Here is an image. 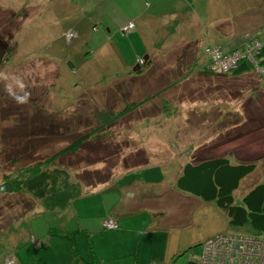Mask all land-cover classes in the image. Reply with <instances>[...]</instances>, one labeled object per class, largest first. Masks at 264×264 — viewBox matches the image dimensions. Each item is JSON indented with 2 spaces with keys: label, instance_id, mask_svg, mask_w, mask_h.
Wrapping results in <instances>:
<instances>
[{
  "label": "rangeland",
  "instance_id": "1",
  "mask_svg": "<svg viewBox=\"0 0 264 264\" xmlns=\"http://www.w3.org/2000/svg\"><path fill=\"white\" fill-rule=\"evenodd\" d=\"M261 1L264 4V0ZM69 4L68 0H0V36L8 42L6 59L0 63V184L5 175L60 153L83 135L86 137L79 144L78 151H66L55 162L65 170L79 166L71 171L73 180L86 174L89 181H95L92 178L94 173L106 168L102 160L118 163L115 168L107 164L110 167V170H104L107 183L84 187L83 194L93 191L101 194L102 188L117 184H123L124 187L119 188L125 191L127 183L130 185L128 190L139 189L137 182L142 180L163 181L171 187L183 165L202 149H211L212 153L224 151L232 157V162L257 165V169L234 192L236 204L241 203L254 185L264 183V77L256 62H253L256 67L248 74L211 78L201 76L182 57L173 54L161 58L151 50L152 57L140 63L142 69L147 61H151L143 74L137 75L132 68L128 73L126 69L133 63L134 49L142 50V43L119 31L108 46L113 47L112 52L117 54L115 59L120 64L113 61L110 67L99 70L100 60L96 62L92 55L102 43L89 36L102 26L83 23L85 27L73 30L74 23L80 20L79 4L77 0ZM92 5L94 12L97 3L93 1ZM116 5L124 10L118 11L119 18L128 15L121 1L117 0ZM108 6L104 10L110 15L112 6ZM220 15L215 12L214 16ZM130 23L135 28V22ZM238 23L236 19L230 21L222 17L216 21L211 31H216L219 34L214 36H219L214 43L210 42L206 47L202 45V59H198V66L206 60L205 69L208 68L206 48L221 44L228 51L225 41L233 36L244 39L239 46L241 49L246 40H264V20L258 30L251 27L244 31L237 26L243 23ZM185 48L187 51L189 46L180 51ZM195 48L190 49L194 51ZM122 59L126 63L122 64ZM235 70L231 68L225 74ZM6 89L17 95H23L25 91L31 95L26 103H17ZM16 105L20 108L19 117L16 116ZM115 114L119 115L115 123L103 124L104 116L110 118ZM41 119L49 126L34 123ZM29 132L33 137L28 139ZM6 136L10 137L9 144H5ZM26 140H32V144H24ZM17 148H20L18 151L27 149L32 154L23 155L22 160L16 162ZM150 187L140 188L143 198L160 191L154 185ZM181 195L165 197V201L159 203L170 222L173 217L180 216L181 245H191L173 260L175 263L170 264L199 255L201 244L211 236L248 235L249 226H229L227 216L214 203ZM105 198L104 195L91 196L87 199L93 201L81 204L77 201L71 205L69 213L76 209L83 220L68 214L70 228L76 230L78 223L86 224L84 218L109 210L112 206L109 201H103ZM25 211L29 212L24 214ZM146 211L128 220L135 230L119 234L142 239V234L136 230L147 224V216L155 217L152 211ZM58 217L46 212L29 196L0 193V264L13 260L16 251L22 252L18 255H22L27 264H58L48 255L43 256L41 262H32L35 253L44 248L38 251L34 248L33 245L37 244L34 237L42 240L49 227L66 220ZM91 225L97 228L93 220ZM147 237L148 234L143 243ZM80 239L88 245L86 236L77 237L78 245H82ZM66 247L69 251L68 245ZM82 250V264H87L90 262L89 247H85V252ZM10 264H17V259ZM59 264H64L63 258Z\"/></svg>",
  "mask_w": 264,
  "mask_h": 264
},
{
  "label": "crops",
  "instance_id": "2",
  "mask_svg": "<svg viewBox=\"0 0 264 264\" xmlns=\"http://www.w3.org/2000/svg\"><path fill=\"white\" fill-rule=\"evenodd\" d=\"M68 1L71 4L73 0ZM77 1L79 4L80 20L74 23L73 30L77 27H85L86 25L102 26V28L95 29L94 33L89 36L90 39H97V41H101L102 43V46L98 50H94L92 55L96 59V62L100 60L101 67H98L99 70L110 67L113 61L120 64L115 59L117 54L112 52L111 48L113 47L108 46L109 41L114 39V36L128 21L135 22V28L128 35L132 39H139L142 43V50L138 48L134 49L133 63L126 69L128 73H130L129 70L131 68L134 69L138 64V58L152 57L150 54L152 51H155L161 58L172 57L173 54L175 55L174 57H182L189 63V66L199 73V69L205 68V62H207L205 59V62L201 60L202 64L198 66L200 58L202 59L200 50H203V44L206 47L210 42L214 43L216 37L219 36H214L216 31H211V27L215 25L216 21H219L220 17L227 18L230 21L231 19H236L239 23H243L237 26H241L244 31L249 30L251 27H257L255 30L261 29L260 24L264 20V4L261 0H127V6L125 5L126 0H119L128 12V15L121 18L118 16V11L122 12L124 10L116 5L117 0ZM93 1L97 3L94 12H92L94 8V5H92ZM112 2L114 5H112ZM53 4V8L55 9V3ZM108 5L112 6L110 15L104 10ZM232 10H234V15ZM215 12L216 14L221 13V15L216 17L214 16ZM83 23L86 25H83ZM95 35L98 36L95 37ZM238 38L239 36H233L228 41L224 40L229 46L228 49L234 46ZM186 45L189 46V49L186 51L185 48L180 51ZM194 47H196L194 51H191L190 48ZM121 63L126 62L122 59ZM150 63L151 61L145 63L144 67H142L143 72L146 65H151ZM111 72L113 75H116L115 71L111 70ZM200 75L205 77L202 73ZM228 114L226 113V115ZM213 154L223 155L226 152L218 151ZM229 158L232 160L231 156ZM234 162L237 163V161ZM176 178L174 179L176 180ZM127 180H125V184L128 182ZM175 180L172 182L171 187L163 181L152 183L142 180L141 182H137L139 189L128 190L130 185L127 183L126 188H128L125 191L119 188L124 187L123 184H117L112 188L109 186L102 188L101 194H97L94 191L84 194L82 197L84 202L93 201L94 198L87 199L91 196L104 195L106 198L103 201L105 203L109 201L112 207L105 211L104 214L96 213L84 218L86 224L83 226L81 222L78 223L76 230L86 231L80 233L79 236H86L89 240L88 245H85L83 239H80L82 245H77L80 255L81 248L85 252V247H89L90 262L88 263L91 264H170L173 262L184 248L188 250L191 247V245L189 247H182L181 245V228L178 226L182 221L180 216L173 217L170 222L166 217L164 208L159 207V203L165 201V197L183 196L175 189ZM152 185L156 186L160 191L157 194H150L149 198H143L140 188H152L150 187ZM148 210L152 211L151 214L155 217L147 216V224L136 230L142 234V239H132L126 235L119 234L123 231L135 230L130 226L128 220L135 218L136 214L142 211L148 212ZM72 211V213H69L68 209L58 215L66 218V221H61L57 224L58 228L65 231L73 230L69 226L71 218L68 217V214L76 216L78 220H83L81 219L82 216L76 212V209ZM108 217L116 220L118 229L113 231L103 230L102 222ZM92 220L97 223V228H93L91 225ZM99 229H101V232H99ZM146 234H148V237L145 239V243H143V238ZM42 241L43 246L41 248H44H40L41 250L32 257L33 263H37V261L41 262L43 256L48 255L51 256L53 261H57L58 264L60 258L64 259V264H71L70 250L68 251L66 247L68 244L65 240L49 237L46 234ZM18 253L22 254V252L16 253L17 264H27V260L22 255H18ZM190 261L191 258L177 264H188Z\"/></svg>",
  "mask_w": 264,
  "mask_h": 264
},
{
  "label": "trees",
  "instance_id": "3",
  "mask_svg": "<svg viewBox=\"0 0 264 264\" xmlns=\"http://www.w3.org/2000/svg\"><path fill=\"white\" fill-rule=\"evenodd\" d=\"M129 22L130 21H128V23ZM0 39L6 40L1 36ZM243 41L244 39L239 37L234 46L231 49H228V51H225L221 44H219V47L224 54H230L234 51H237L238 49H241L239 46L243 43ZM260 42L263 44V47L261 52H259L254 58V62H256L258 67L264 71V40ZM137 61L138 64H140L143 62V59L138 58ZM148 66L149 64L146 65V67ZM72 67L73 65H71V68ZM254 67H256L254 63H250L245 58L241 61L238 69L233 71L231 74L218 75L210 71L208 72L205 68H202L201 70L199 69L198 72L211 78H214L215 76L227 77L228 75L236 77L239 75L248 74ZM142 73L143 69L136 72L137 75H141ZM15 108L18 113L16 116L19 117L20 108L18 105H16ZM118 116L119 115L117 114L110 118H106L104 116L103 124H108L109 126L111 123H115ZM110 119H113V121H110ZM45 121L41 119L34 123L42 124L41 126L46 124L45 126L48 127L49 123H45ZM51 122L53 121H50V123ZM32 133L33 132H31V134ZM28 134V139L33 137V135H30V132ZM84 137H86V135L80 136L79 139H76L73 141V143H71V145L63 148L58 154H54L51 157L43 160L31 162L26 166L17 168L9 175H5L0 184V193L5 195L29 196L32 200L38 201L46 212H49V214H55L57 216L65 210L70 209V206L77 201H80L81 204V202L84 201L82 200L84 195L83 188L87 186L96 187L99 184L107 183L108 176H104V170H110V167H108L107 164H109L111 167L113 165L114 168L118 164L117 162H114L115 164H113V162L109 163L102 160L101 162L105 164L106 168H104L103 171H96L94 173L92 178L95 179V181L92 179L89 181V178L86 177V174H84L80 179L76 178L73 180L70 177L71 171H73L75 168H79V166L73 168L70 166L67 168V170H65L62 169L61 166L56 165L55 162L59 157L63 156L66 151H78V146L84 142ZM4 141L5 144H9L10 137L6 136ZM25 143L32 144V140H26L24 141V144ZM19 149L20 148H17L16 156H14L17 157L16 162L21 161L23 155L28 157L32 154L31 152L27 151V149L18 151ZM212 152L213 151L211 149L199 150L198 153L194 155L192 160L186 162L181 170H179V174L174 182L175 189L179 193L198 198L203 202L214 203L215 206L227 216L228 223L231 227L244 228L245 226H249V232L246 234L252 235L255 238H260L264 241V183H258L254 185L245 194L239 205L235 203L233 196L234 192L239 188L240 183L257 169V165L253 162L235 163L232 162L228 154L214 155ZM144 163L146 162L143 161V164ZM85 181L89 184L85 185ZM26 212L29 211H25L24 214H27ZM61 217L59 216L58 218ZM107 219L108 218L104 219L103 222ZM103 222V230L113 231L118 229L117 222V227L112 230L104 228ZM6 230H8V228H6ZM82 232L86 231H65L58 228L57 226H54L48 228L47 236L65 240L71 252L72 264H82V257L76 242L77 237ZM34 240L35 242L40 243L38 247L33 245L34 248L37 250L40 249L43 246V241L37 240L35 237ZM14 260H16V256L13 257V260L7 261V264H10Z\"/></svg>",
  "mask_w": 264,
  "mask_h": 264
},
{
  "label": "built area",
  "instance_id": "4",
  "mask_svg": "<svg viewBox=\"0 0 264 264\" xmlns=\"http://www.w3.org/2000/svg\"><path fill=\"white\" fill-rule=\"evenodd\" d=\"M134 29L133 23L122 26L120 32L128 34ZM263 44L257 39L246 40L242 49H238L230 54H224L219 46L206 48L209 60L207 71L225 74L231 68H236L241 61L246 58L250 63L261 52ZM257 64V63H256ZM264 77V71L257 68ZM104 228L108 230L117 227L114 218H108L103 222ZM37 242L35 246H39ZM189 264H264V241L252 235L244 236L219 234L208 238L201 245L199 255L193 257Z\"/></svg>",
  "mask_w": 264,
  "mask_h": 264
},
{
  "label": "water",
  "instance_id": "5",
  "mask_svg": "<svg viewBox=\"0 0 264 264\" xmlns=\"http://www.w3.org/2000/svg\"><path fill=\"white\" fill-rule=\"evenodd\" d=\"M8 42L5 40L0 39V63L4 60L7 54ZM147 60V57L143 58V62ZM141 70V65L137 64L136 67L133 69V72H138Z\"/></svg>",
  "mask_w": 264,
  "mask_h": 264
},
{
  "label": "clouds",
  "instance_id": "6",
  "mask_svg": "<svg viewBox=\"0 0 264 264\" xmlns=\"http://www.w3.org/2000/svg\"><path fill=\"white\" fill-rule=\"evenodd\" d=\"M20 88L23 89V85H20ZM9 92V95L17 102V103H26L28 98L30 97L29 92H23V95H17L11 91V89H6Z\"/></svg>",
  "mask_w": 264,
  "mask_h": 264
},
{
  "label": "bare ground",
  "instance_id": "7",
  "mask_svg": "<svg viewBox=\"0 0 264 264\" xmlns=\"http://www.w3.org/2000/svg\"><path fill=\"white\" fill-rule=\"evenodd\" d=\"M217 45H218V44H217ZM217 45H216V46H217ZM219 46H220V45H219Z\"/></svg>",
  "mask_w": 264,
  "mask_h": 264
}]
</instances>
